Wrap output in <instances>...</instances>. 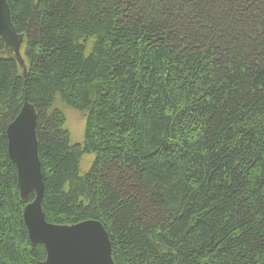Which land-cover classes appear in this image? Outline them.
I'll return each instance as SVG.
<instances>
[{
    "label": "trees",
    "instance_id": "1",
    "mask_svg": "<svg viewBox=\"0 0 264 264\" xmlns=\"http://www.w3.org/2000/svg\"><path fill=\"white\" fill-rule=\"evenodd\" d=\"M7 2L27 77L0 36V264L46 259L8 154L25 101L49 223L101 222L116 264H264V0Z\"/></svg>",
    "mask_w": 264,
    "mask_h": 264
},
{
    "label": "water",
    "instance_id": "2",
    "mask_svg": "<svg viewBox=\"0 0 264 264\" xmlns=\"http://www.w3.org/2000/svg\"><path fill=\"white\" fill-rule=\"evenodd\" d=\"M0 36L6 50L16 59L27 77L22 55L24 35L17 33L7 0H0ZM38 115L35 107L25 101L19 115L7 129L8 154L17 168L18 188L23 201L31 192L32 202L24 207L23 217L32 244H42L46 259L39 264H116L112 257L111 241L104 225L97 220H86L73 225H56L46 220L42 202L45 193L39 143ZM168 253V249L159 245Z\"/></svg>",
    "mask_w": 264,
    "mask_h": 264
},
{
    "label": "rangeland",
    "instance_id": "3",
    "mask_svg": "<svg viewBox=\"0 0 264 264\" xmlns=\"http://www.w3.org/2000/svg\"><path fill=\"white\" fill-rule=\"evenodd\" d=\"M55 105L65 114L66 128L70 133L72 143H81L84 138L86 115L66 106L60 98L57 99ZM93 159L94 155L92 154L83 156L80 167L81 173H85L91 168Z\"/></svg>",
    "mask_w": 264,
    "mask_h": 264
}]
</instances>
